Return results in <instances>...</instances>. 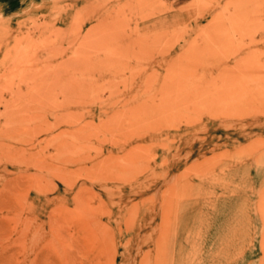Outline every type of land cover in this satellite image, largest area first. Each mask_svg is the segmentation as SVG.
I'll return each instance as SVG.
<instances>
[{"label": "rangeland", "instance_id": "rangeland-1", "mask_svg": "<svg viewBox=\"0 0 264 264\" xmlns=\"http://www.w3.org/2000/svg\"><path fill=\"white\" fill-rule=\"evenodd\" d=\"M209 1L0 0V264H264V0Z\"/></svg>", "mask_w": 264, "mask_h": 264}, {"label": "bare ground", "instance_id": "bare-ground-1", "mask_svg": "<svg viewBox=\"0 0 264 264\" xmlns=\"http://www.w3.org/2000/svg\"><path fill=\"white\" fill-rule=\"evenodd\" d=\"M139 1H140V0H139ZM230 1H231V0H230ZM233 1H234V0H233ZM236 1H238V0H236ZM236 1H235V2H236ZM247 1H248V0H247ZM209 2H212V1L210 0ZM215 2H216V1H215ZM235 2H234V3H235ZM243 2H244V0H243ZM253 2H254V1H253ZM256 2H257V1H256ZM256 2H255V3H256ZM261 2H262V0H261V1L259 0V2H257V3H258V4H259V3L261 4ZM134 3H135V2H134ZM222 3H223V2H222ZM239 3H241V2H239ZM239 3H238V4H239ZM245 3H246V2H245ZM249 3H250V2H249ZM255 3H253V4H255ZM209 4H210V3H209ZM209 4H208V5H209ZM226 4H227V3H226ZM230 4H231V3H230ZM243 4H244V3H243ZM258 4H257V5H258ZM203 5H204V4H203ZM213 5H214V3H213ZM218 5H219V4H218ZM228 5H229V4H228ZM232 5H233V4H232ZM235 5H237V4H235ZM241 5H242V4H241ZM251 5H252V3H251ZM261 5H262V4H261ZM261 5H260V7H261ZM214 6H215V8H216V5H214ZM214 6H213V7H214ZM224 6H225V5H224ZM224 6H223L222 9H224ZM246 6H248V5H246ZM246 6H245V7H246ZM249 6H250V5H249ZM253 6H254V5H253ZM258 6H259V5H258ZM241 7H242V6H241ZM243 7H244V5H243ZM250 7H252V6H250ZM250 7H249V9H250ZM206 8H207V7H206ZM217 8H218V7H217ZM219 8H220V7H219ZM232 8L235 9V6L233 5ZM236 8H237V7H236ZM246 8H247V7H246ZM225 10H227V9L225 8L223 11H225ZM221 11H222V10H220V9H219V11L217 10V12H221ZM231 11H232V10H231ZM238 11H240V10H238ZM213 12H216V11H213ZM202 13H204V11H203ZM226 13H229V12H226ZM226 13H225V14H226ZM231 13L233 14V11H232ZM235 13H236V12H234V14H235ZM237 13H239V12H237ZM213 14H214V13H213ZM215 14H216V13H215ZM217 14H218V13H217ZM219 14H220V13H219ZM219 14H218V15H219ZM241 14H242V13H241ZM241 14H240V15H241ZM201 15H202V14H201ZM201 15H199V16H201ZM229 15H230V14H229ZM240 15H239V16H240ZM216 16H217V15H216ZM231 16H233V15H231ZM231 16H230V17H231ZM236 16H238V15H236ZM212 17H213V16L211 15L210 18H212ZM218 17H219V16H218ZM226 17H227V14H226ZM221 18H222V17H221ZM233 18H234V17H232L231 19H233ZM215 19H216V18H215ZM219 19H220V18H219ZM227 19H229V22H230V18H227ZM217 20H218V18H217ZM130 21H131V20H130ZM211 21H212V20H211ZM225 21H226V18H225ZM209 22H210V20H208L207 23L210 24L211 22H210V23H209ZM218 22H219V20H218ZM214 23H215V22H214ZM214 23H213V24H214ZM222 23L224 24V21H223ZM205 25H207V24H205ZM210 25H211V24H210ZM217 25H218V24H217ZM217 25H216V23L214 24L215 27H216ZM221 25H222V24H221ZM204 27H205V26H204ZM206 27H207V26H206ZM219 27H221V26H219ZM216 28H217V27H216ZM213 29H214V27H213ZM219 29H220L219 31H221V30L223 29V27H222V29H221V28H219ZM219 31H218V32H219ZM216 33H217V32H216ZM258 55H259V53H258ZM257 59H258V58H257ZM258 63H259V62H258ZM257 65H258V64H257ZM259 65H260V64H259ZM263 65H264V64H263ZM255 72H256V71H255ZM256 74H257V72H256ZM249 76H250V75H249ZM251 80H252V79H251Z\"/></svg>", "mask_w": 264, "mask_h": 264}]
</instances>
